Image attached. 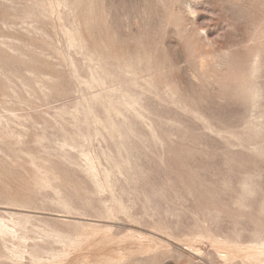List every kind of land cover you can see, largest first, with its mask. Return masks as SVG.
Segmentation results:
<instances>
[{
    "label": "rangeland",
    "instance_id": "obj_1",
    "mask_svg": "<svg viewBox=\"0 0 264 264\" xmlns=\"http://www.w3.org/2000/svg\"><path fill=\"white\" fill-rule=\"evenodd\" d=\"M0 264H264V0H0Z\"/></svg>",
    "mask_w": 264,
    "mask_h": 264
}]
</instances>
